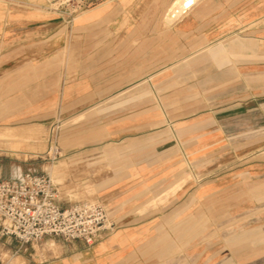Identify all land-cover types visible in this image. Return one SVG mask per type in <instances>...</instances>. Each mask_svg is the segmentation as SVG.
Returning <instances> with one entry per match:
<instances>
[{
    "label": "rangeland",
    "instance_id": "1",
    "mask_svg": "<svg viewBox=\"0 0 264 264\" xmlns=\"http://www.w3.org/2000/svg\"><path fill=\"white\" fill-rule=\"evenodd\" d=\"M176 1L171 0L165 7L157 8V14L150 16L149 19L153 18L161 28L157 30V35L172 30L184 14L182 12L186 8L176 10ZM196 1L187 7V12ZM123 2V5H128ZM115 6L116 0H0V7L8 11V21L22 23L21 31L13 30L12 34L25 35L27 57L21 64L26 65L28 73L34 76L32 79L16 80L10 95L0 94V171L7 173L11 165H19L22 171L44 172L55 183L60 201L91 200L110 207L113 203L112 198H107L109 192H115L117 185L139 180L138 176L127 175L128 168L152 163L158 158L159 152L156 153L155 149L160 151L164 147L158 142L159 138L156 139L159 132L171 135L178 148L177 129L194 122L202 113H212L218 107L227 105V99L231 97L228 95L230 88L249 87V78L248 81L244 78V68L258 65L243 62L247 53L246 49L237 47L240 45L238 42L232 41L227 45L229 40L243 37L245 27L253 28L257 24L252 22L242 27L240 32L231 33V36L193 45L186 44L172 33L170 51L163 50L160 47L162 43L157 42L155 66L151 72L140 74L144 76L128 89L113 84L104 88V93H99L101 74L98 57V63L89 67L87 73L88 81L91 80L95 86L85 88L84 51L88 49L84 47L85 40H94L90 49L99 51L103 45L101 39L112 37L114 40L117 33H122L100 30L101 26L147 21L143 15L118 14ZM2 18L3 15H0V20ZM117 45L113 41L109 50L114 51ZM36 53L41 54L39 63L33 58ZM165 54L168 59L162 62ZM255 54L254 50L248 52V55ZM87 57L89 59L90 55ZM104 59L116 62L111 54ZM37 66L41 73L35 76ZM147 76L149 80L145 79ZM155 78L162 81L160 85L167 83L162 91ZM103 81L106 82V79ZM111 81L108 79L107 82ZM134 88L152 95L151 110L125 109L131 104L138 106L146 101L134 94ZM148 120L152 123L143 125ZM193 134L187 133L189 141L185 147H195ZM51 136L60 152L54 160L48 153ZM256 137L250 144L253 154L264 151L261 143L256 141L258 135ZM137 142L140 144L133 146L132 143ZM223 144L220 149L218 145L209 147L198 159L189 157L187 162L183 160L181 181L193 187L226 176L235 164L242 166L244 153L250 149L249 143L245 147L243 142L234 143L225 139ZM117 170L122 173L116 174ZM188 198L187 210L192 214L196 209L195 191H189ZM229 216L227 211L221 213L223 221L218 236L221 257H227L229 247L237 242L229 240L240 234L229 232V227L234 224L228 222ZM242 219L236 220L237 226ZM57 239L46 236L42 241L55 248ZM3 252L1 258L12 260L10 252ZM13 262L19 263V258Z\"/></svg>",
    "mask_w": 264,
    "mask_h": 264
},
{
    "label": "crops",
    "instance_id": "2",
    "mask_svg": "<svg viewBox=\"0 0 264 264\" xmlns=\"http://www.w3.org/2000/svg\"><path fill=\"white\" fill-rule=\"evenodd\" d=\"M123 1L128 5H123ZM170 1L122 0L121 3L116 0L118 14L143 15L147 21L101 26L100 30L122 33H117L114 40L112 37L101 39L103 45L99 51L90 49L94 40H85L84 47L88 49L84 51L83 86H95L91 80L88 81L87 73L89 67L98 63V57L101 74L99 93H104V88L113 84L128 89L155 66L157 42L162 43L160 47L163 50L170 51L172 33L186 44L193 45L231 36L248 23L255 22L257 24L253 28H244L243 37L233 38L227 43L238 42L240 45L237 47L246 49L243 62L258 64L257 67L244 68V78L245 81L249 78V87L230 88L228 95L231 97L227 99V105L212 113H202L194 122L180 126L175 132L180 142L178 148L171 135L159 132L156 139L159 138L158 142L164 147L160 151L155 149L156 153L159 152L158 158L152 163L128 168L127 175L138 176L139 180L117 185L115 192H109L107 198H112L113 204L104 206L116 224L112 233L89 247L79 240L58 238L55 248L42 240L37 244L19 246L16 240L0 234V257L5 250L12 254V262L19 258V263L14 264H264V151L253 154L250 146L258 135L256 141L264 148V0H197L188 12L187 9L182 12L184 14L172 30L157 35L161 28L153 18H149L157 14V8L165 7ZM7 14L6 8L0 7V15H3V20H0V94L10 95L16 80L34 76L28 73L26 65L21 64L27 57L25 35L12 34L13 30L21 31L22 23L13 24L8 21ZM113 41L118 43L114 51L109 50ZM251 50L256 54L248 55ZM108 54L115 56V63L104 59ZM40 56V53L33 56L36 63H39ZM167 57L165 54L162 62H166ZM35 68L36 76L41 72H38V66ZM105 79L106 82L103 81ZM108 79L112 81L109 83ZM157 81L159 85L162 82ZM28 85L32 86L31 83ZM166 85H160V91ZM84 94L89 95L87 91ZM134 94L146 101L138 106L131 104L125 109L151 110L153 97L150 93L134 88ZM151 123L152 120H148L143 125ZM188 132H194V148L185 147L189 141ZM225 139L243 142L245 147L249 143L250 149L244 153L242 166L235 164L226 176L193 187L181 181L183 160L187 162L189 157L198 159L209 147L218 145L217 148H223ZM132 144L138 146L140 143ZM25 171L30 170L22 171L19 165H11L7 173L0 171V179H16ZM115 173L122 172L117 170ZM189 191L196 194V209L192 214L187 210ZM74 202L77 201L64 202L58 198L62 206ZM223 211L230 214L228 222L234 223L229 232L240 233L229 240L237 242L229 245L227 257H221L218 239ZM239 218L243 219L237 226Z\"/></svg>",
    "mask_w": 264,
    "mask_h": 264
},
{
    "label": "built area",
    "instance_id": "3",
    "mask_svg": "<svg viewBox=\"0 0 264 264\" xmlns=\"http://www.w3.org/2000/svg\"><path fill=\"white\" fill-rule=\"evenodd\" d=\"M52 160L59 155L54 137L49 138ZM116 224L103 203L77 201L58 203L52 178L44 172L25 171L16 179H0V234L19 246L39 243L52 236L79 240L87 247L115 230ZM0 264H14L0 257Z\"/></svg>",
    "mask_w": 264,
    "mask_h": 264
},
{
    "label": "bare ground",
    "instance_id": "4",
    "mask_svg": "<svg viewBox=\"0 0 264 264\" xmlns=\"http://www.w3.org/2000/svg\"><path fill=\"white\" fill-rule=\"evenodd\" d=\"M192 2H194V0H177L175 3H174V5H175V8H176V10H183V9H188L187 7H189V5L192 3ZM171 12V11H170ZM169 15V14H168ZM169 16H172V14L171 15H169ZM165 23H167V22H165ZM168 24H169V22H168ZM151 75V73L149 74V76ZM153 75V74H152ZM149 76H147L145 79L146 80H149ZM157 98V97H156ZM158 101V100H157ZM160 105V104H159ZM5 144V143H4ZM15 152V151H14ZM71 168V167H70Z\"/></svg>",
    "mask_w": 264,
    "mask_h": 264
}]
</instances>
